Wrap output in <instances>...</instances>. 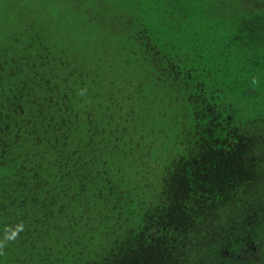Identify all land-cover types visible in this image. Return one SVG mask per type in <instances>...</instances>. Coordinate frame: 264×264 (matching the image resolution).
<instances>
[{
    "label": "trees",
    "instance_id": "obj_1",
    "mask_svg": "<svg viewBox=\"0 0 264 264\" xmlns=\"http://www.w3.org/2000/svg\"><path fill=\"white\" fill-rule=\"evenodd\" d=\"M256 1L0 0V264H231L264 241Z\"/></svg>",
    "mask_w": 264,
    "mask_h": 264
},
{
    "label": "flooded vegetation",
    "instance_id": "obj_2",
    "mask_svg": "<svg viewBox=\"0 0 264 264\" xmlns=\"http://www.w3.org/2000/svg\"><path fill=\"white\" fill-rule=\"evenodd\" d=\"M248 241L244 243V247L238 250L235 253V257L241 259L242 261H252L256 264H259L260 260L264 258V241H260L258 237L259 243L253 240V236L249 239V232H245ZM255 234L256 232L253 231Z\"/></svg>",
    "mask_w": 264,
    "mask_h": 264
},
{
    "label": "rangeland",
    "instance_id": "obj_3",
    "mask_svg": "<svg viewBox=\"0 0 264 264\" xmlns=\"http://www.w3.org/2000/svg\"><path fill=\"white\" fill-rule=\"evenodd\" d=\"M248 2V0H247ZM254 2L256 6H259L260 3L256 0H250V3L253 4ZM262 7H264V0H260ZM13 12L14 9H12V3H8L5 7L1 4L0 6V28L4 32H7L8 30L12 29V24H10L11 20L13 19ZM231 264H256L252 261H242L239 258H232ZM259 264H264V258H262L259 262Z\"/></svg>",
    "mask_w": 264,
    "mask_h": 264
},
{
    "label": "clouds",
    "instance_id": "obj_4",
    "mask_svg": "<svg viewBox=\"0 0 264 264\" xmlns=\"http://www.w3.org/2000/svg\"><path fill=\"white\" fill-rule=\"evenodd\" d=\"M23 230V227L22 225H17L16 229L14 231L11 232V235H7L5 236V240H10V239H13L19 231H22Z\"/></svg>",
    "mask_w": 264,
    "mask_h": 264
}]
</instances>
